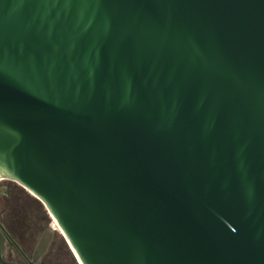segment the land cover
<instances>
[{
  "label": "water",
  "instance_id": "95a60500",
  "mask_svg": "<svg viewBox=\"0 0 264 264\" xmlns=\"http://www.w3.org/2000/svg\"><path fill=\"white\" fill-rule=\"evenodd\" d=\"M0 179L79 264H264V0H0Z\"/></svg>",
  "mask_w": 264,
  "mask_h": 264
},
{
  "label": "flooded vegetation",
  "instance_id": "af4514ba",
  "mask_svg": "<svg viewBox=\"0 0 264 264\" xmlns=\"http://www.w3.org/2000/svg\"><path fill=\"white\" fill-rule=\"evenodd\" d=\"M22 189L24 190L14 181L0 179V223L21 250L30 257L39 237L50 225L41 210L39 200L32 194L24 193ZM2 258L7 262L25 263L9 240ZM44 258L45 256L39 264Z\"/></svg>",
  "mask_w": 264,
  "mask_h": 264
},
{
  "label": "rangeland",
  "instance_id": "374dc122",
  "mask_svg": "<svg viewBox=\"0 0 264 264\" xmlns=\"http://www.w3.org/2000/svg\"><path fill=\"white\" fill-rule=\"evenodd\" d=\"M16 186L20 188L18 185ZM23 192L30 195V193L25 189ZM39 204L41 206V210L46 216V219L49 221L50 228L55 230V236L51 242V246L41 264H79L70 247L66 243L63 235L61 234L58 226L55 225V220H53L45 206L40 201Z\"/></svg>",
  "mask_w": 264,
  "mask_h": 264
},
{
  "label": "bare ground",
  "instance_id": "6f19581e",
  "mask_svg": "<svg viewBox=\"0 0 264 264\" xmlns=\"http://www.w3.org/2000/svg\"><path fill=\"white\" fill-rule=\"evenodd\" d=\"M54 220V219H53ZM55 223V222H54ZM55 225H57L56 223H55ZM54 227H56V226H54Z\"/></svg>",
  "mask_w": 264,
  "mask_h": 264
}]
</instances>
